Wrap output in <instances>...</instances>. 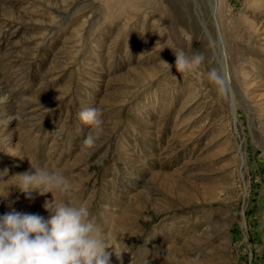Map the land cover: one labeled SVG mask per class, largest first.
Masks as SVG:
<instances>
[{"label": "rangeland", "instance_id": "1", "mask_svg": "<svg viewBox=\"0 0 264 264\" xmlns=\"http://www.w3.org/2000/svg\"><path fill=\"white\" fill-rule=\"evenodd\" d=\"M172 49L205 60L169 74ZM31 165L122 264H264V0H0V216H45L15 187Z\"/></svg>", "mask_w": 264, "mask_h": 264}, {"label": "clouds", "instance_id": "2", "mask_svg": "<svg viewBox=\"0 0 264 264\" xmlns=\"http://www.w3.org/2000/svg\"><path fill=\"white\" fill-rule=\"evenodd\" d=\"M173 55L174 65L160 62L169 74L174 66L181 76L197 71L205 60L198 52L173 50ZM208 79L220 93L226 92L225 81L216 69L208 72ZM78 118L89 128L83 141L85 149L94 147L103 131L100 109H83ZM15 176L18 177L15 187L27 194L26 198L30 199L33 192L40 196L51 193L52 200L43 205L49 212L47 219L17 211L0 216V264H111L113 256L122 264L124 252L108 245L89 209L66 202L71 188L62 173L31 165L29 171ZM197 260L193 258L190 264H197Z\"/></svg>", "mask_w": 264, "mask_h": 264}, {"label": "bare ground", "instance_id": "3", "mask_svg": "<svg viewBox=\"0 0 264 264\" xmlns=\"http://www.w3.org/2000/svg\"><path fill=\"white\" fill-rule=\"evenodd\" d=\"M43 205H44V203H43ZM16 210H18V209H16ZM20 210H22V208L20 207ZM21 212V211H20ZM25 212V210H23V213ZM30 214V213H29ZM40 215V214H39ZM41 215H43V214H41ZM44 218L45 219H47L48 217H49V212H47V211H45V209H44ZM107 234V233H106ZM113 234V233H112ZM114 235H115V233H114ZM105 236H107V235H105ZM107 238H108V236H107ZM106 238V240H107V243H108V245L110 246V247H112L113 249H116V250H118V249H120V246L122 245V243L123 242H120V240H122V238L120 237V235H119V233H118V235L116 234V236H115V238H113V239H107ZM112 238V237H111ZM111 240V241H110ZM124 240V239H123ZM127 241V240H126ZM130 242V240H128V242L127 243H129ZM124 243H125V241H124ZM134 243V242H133ZM132 243V244H133ZM121 244V245H120ZM127 246V245H126ZM122 250V249H121ZM180 254V253H179ZM114 259V258H113ZM112 260V259H111ZM117 261V260H116ZM112 262V261H111ZM184 264V263H183Z\"/></svg>", "mask_w": 264, "mask_h": 264}]
</instances>
